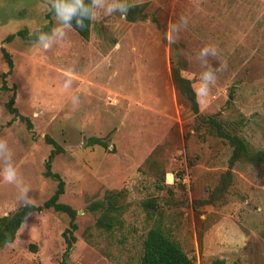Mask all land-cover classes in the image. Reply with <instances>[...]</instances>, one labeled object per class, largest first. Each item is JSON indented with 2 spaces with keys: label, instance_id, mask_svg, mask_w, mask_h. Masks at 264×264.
<instances>
[{
  "label": "rangeland",
  "instance_id": "obj_1",
  "mask_svg": "<svg viewBox=\"0 0 264 264\" xmlns=\"http://www.w3.org/2000/svg\"><path fill=\"white\" fill-rule=\"evenodd\" d=\"M127 2L144 4L136 21L101 13L90 21L87 40L72 30L44 50L16 32L48 22L50 32L56 21L47 17L45 0H0V86L9 70L13 107L31 123L27 131L12 119L4 108L11 92L0 90V138L8 141L34 206L56 189L43 176L51 150L43 137L61 148L50 172L63 182L57 202L75 211L76 226L66 251L61 233L68 217L51 209L31 213L0 249V264H59L63 257L67 264H136L141 241L157 222L195 264H264V164L236 162L228 187L214 197L231 149L194 130L188 103L170 79L177 67L193 90L198 52L215 45L219 57L209 63L226 62L227 70L217 72L198 113L238 122L234 132L249 151L264 152V0ZM182 15L188 26L169 45L165 31ZM66 70L73 81L63 91ZM93 138L104 146L90 144ZM107 191L121 192L127 204L120 228L110 232L96 228V214L87 210ZM150 199L153 212L142 208ZM20 206L17 188L0 177V217Z\"/></svg>",
  "mask_w": 264,
  "mask_h": 264
},
{
  "label": "trees",
  "instance_id": "obj_2",
  "mask_svg": "<svg viewBox=\"0 0 264 264\" xmlns=\"http://www.w3.org/2000/svg\"><path fill=\"white\" fill-rule=\"evenodd\" d=\"M87 2V0H86ZM144 4L132 5L128 11V22H134L142 15ZM54 15V13L48 11L47 17ZM86 27L81 29L76 27L75 21L72 22L73 31L82 40H87L89 35L90 21H85ZM50 27V22L41 26L40 31L47 32ZM27 33L26 30H19L16 35L25 40H35V35ZM12 36H7L6 40L11 39ZM2 57L6 62L8 68L11 67L9 55L1 49ZM10 73L8 70L1 75V91L10 90L11 94L8 100L4 103L5 111L12 116V119H17L22 122L27 131L31 130V123L29 120L20 114L13 107L14 103V88H7L5 85V78ZM170 79L173 86L174 93L178 97L184 98L189 106L191 113L194 116V130L196 132L202 130L204 134H207L214 138L223 140L231 152L227 160V170L220 176L218 185L213 189L211 194L219 195L223 193L229 185L230 181V169L236 162H247L250 164H264V152L252 153L249 151L245 140L236 135L234 129L239 125L238 122H226L218 120L216 115H201L198 113L197 102L194 92L191 88L188 79L184 78L180 74V70L177 67L171 66ZM231 125V130H230ZM43 141L51 147V150L44 161V177H50L56 181V189L54 193L41 205L34 206L28 204L27 206H20L15 211L8 213L0 217V249L13 242L15 233L19 229L20 225L31 213H40L42 210L51 209L53 212H59L65 214L68 217V226L61 233V237L65 242L66 251L72 246L74 237L72 232L76 229L74 224L75 211L65 204L58 203V197L63 193V182L60 180L57 174L50 172V163L54 156L61 153V148L49 137L44 136ZM90 144H101L97 139L93 138L89 141ZM104 146V144H101ZM162 187V186H161ZM121 192H105L100 200L93 201L87 206V210L90 213L96 214L94 226L98 229H102L106 232L112 230H118L122 224V214L127 207V204L122 202ZM144 210L153 212L154 201L152 199L146 200L142 203ZM148 217V214H147ZM59 264H67L63 257ZM136 264H195L192 257H189L180 246L173 241L166 233H164L159 222L152 225L146 232L144 238L141 241V250L137 258ZM231 264H238L232 262Z\"/></svg>",
  "mask_w": 264,
  "mask_h": 264
},
{
  "label": "clouds",
  "instance_id": "obj_3",
  "mask_svg": "<svg viewBox=\"0 0 264 264\" xmlns=\"http://www.w3.org/2000/svg\"><path fill=\"white\" fill-rule=\"evenodd\" d=\"M45 7L54 13L56 25L50 32L40 30L34 31L35 44L44 50L50 49L57 41L63 40L68 31H72V22L78 28H85V21H94L99 18L101 13L105 16H112L119 13L121 19H126L128 11L131 7L127 0H45ZM188 18L179 17V22L168 26L165 31V40L169 45L177 43L178 33L181 28H187ZM218 48L215 45H205L198 52L200 65V73L198 80L193 84V92L196 102L199 106H204L208 102L210 95V85L216 83L217 72L227 70L226 62H219V67L213 68L209 63V58L218 59ZM64 81L62 85L63 91H68L72 86L73 74L71 70L64 73ZM78 99L77 95L72 96L74 107L79 105L75 103ZM0 177L7 184L14 185L18 190V202L27 206L31 202V198L27 195L30 188L24 184L23 179L18 175V170L13 163V151L9 147L6 139L0 138Z\"/></svg>",
  "mask_w": 264,
  "mask_h": 264
}]
</instances>
